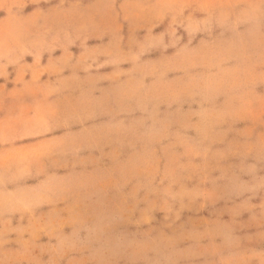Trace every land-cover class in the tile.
Here are the masks:
<instances>
[{
    "label": "rangeland",
    "instance_id": "374dc122",
    "mask_svg": "<svg viewBox=\"0 0 264 264\" xmlns=\"http://www.w3.org/2000/svg\"><path fill=\"white\" fill-rule=\"evenodd\" d=\"M0 264H264V0H0Z\"/></svg>",
    "mask_w": 264,
    "mask_h": 264
}]
</instances>
